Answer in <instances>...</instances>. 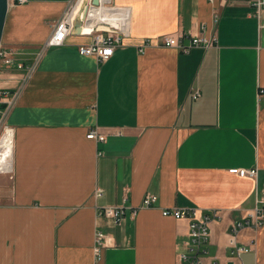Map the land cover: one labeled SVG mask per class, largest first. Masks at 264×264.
<instances>
[{
  "label": "crops",
  "instance_id": "crops-1",
  "mask_svg": "<svg viewBox=\"0 0 264 264\" xmlns=\"http://www.w3.org/2000/svg\"><path fill=\"white\" fill-rule=\"evenodd\" d=\"M9 1L0 121L14 139L12 172L0 173V264H183L190 222L162 212L175 207L220 215L200 264H264V225L233 228L264 192V29L253 8L112 0L129 10L128 32L100 61L79 53L91 36L45 47L72 0ZM166 35L218 42L183 51L164 46ZM112 206L126 208L122 222L98 213ZM233 234L252 249L241 260Z\"/></svg>",
  "mask_w": 264,
  "mask_h": 264
},
{
  "label": "built area",
  "instance_id": "built-area-1",
  "mask_svg": "<svg viewBox=\"0 0 264 264\" xmlns=\"http://www.w3.org/2000/svg\"><path fill=\"white\" fill-rule=\"evenodd\" d=\"M28 0H17L19 4H23ZM254 10V16H256L260 22V27L264 29V0H244ZM129 10L124 7H118L112 3V0L103 2L99 0L98 4H95L93 0H72L69 6L59 21L56 23L52 34L49 36L45 43V47H59L66 43V39L69 35L75 34V28L77 24H80L81 32L79 35L91 36V42L79 46V53L82 55H95L100 61H106L110 59L115 52V49L120 45L127 35V18ZM86 26L88 29H84ZM185 36V35H182ZM217 38H205L201 36H192L188 45H183L179 37L175 35H166L162 39V44L168 47H177L183 51H189L194 47L210 48L217 44ZM147 41L146 46L149 45ZM144 52V49H141ZM0 59L6 64L13 62L12 52L8 49L0 47ZM22 68L23 64H19ZM8 100V103L12 104V100L2 95ZM200 96V91L197 90L193 94V98L197 99ZM3 98L0 96V104ZM88 138L98 141L106 140V135L99 133L97 130H92ZM2 172L11 173L8 170H0ZM231 173L238 174L242 177L250 176L256 177L258 174L257 169L246 168H232ZM101 194V193H100ZM158 201V197L154 194L147 193L143 199L142 205L144 207H153ZM164 216H172L179 220H188L189 224V240L187 244V251L180 254L181 262L189 264H200L203 256L207 250L205 245L209 242L211 237L210 221L212 217L220 218L218 211H213V215L209 213L198 214L197 209L191 208H168L162 210ZM102 216L113 218L117 223L124 220L126 215V208L123 206L104 207L98 212ZM137 213L133 211V216ZM264 225V192L259 199L256 210L247 215L243 221L234 223V231L238 232L245 227H251L253 229H260ZM231 235L229 246L231 248V254L237 259L241 260L244 253L250 252L251 247L239 245L237 235ZM102 232H98V241L105 238ZM101 249L96 248V253L99 254ZM241 264H243L241 262Z\"/></svg>",
  "mask_w": 264,
  "mask_h": 264
},
{
  "label": "bare ground",
  "instance_id": "bare-ground-1",
  "mask_svg": "<svg viewBox=\"0 0 264 264\" xmlns=\"http://www.w3.org/2000/svg\"><path fill=\"white\" fill-rule=\"evenodd\" d=\"M102 1L107 2L110 0ZM84 29L88 28L84 26ZM13 139V130L10 127H6L4 132L0 135V170L10 171L12 168Z\"/></svg>",
  "mask_w": 264,
  "mask_h": 264
},
{
  "label": "water",
  "instance_id": "water-1",
  "mask_svg": "<svg viewBox=\"0 0 264 264\" xmlns=\"http://www.w3.org/2000/svg\"><path fill=\"white\" fill-rule=\"evenodd\" d=\"M95 4L99 3V0H93ZM9 0H0V47L2 44V37L4 34L5 24H6V18L8 15L9 10ZM81 32L80 24L78 23L75 28V35H79Z\"/></svg>",
  "mask_w": 264,
  "mask_h": 264
},
{
  "label": "rangeland",
  "instance_id": "rangeland-1",
  "mask_svg": "<svg viewBox=\"0 0 264 264\" xmlns=\"http://www.w3.org/2000/svg\"><path fill=\"white\" fill-rule=\"evenodd\" d=\"M5 128H6V125L4 124V122L0 121V135L4 132Z\"/></svg>",
  "mask_w": 264,
  "mask_h": 264
}]
</instances>
